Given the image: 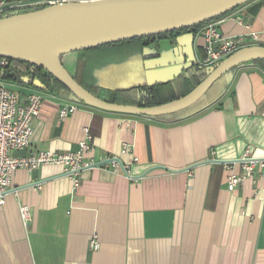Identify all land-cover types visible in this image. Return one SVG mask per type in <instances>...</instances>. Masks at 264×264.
<instances>
[{
	"label": "crops",
	"instance_id": "0c3cea01",
	"mask_svg": "<svg viewBox=\"0 0 264 264\" xmlns=\"http://www.w3.org/2000/svg\"><path fill=\"white\" fill-rule=\"evenodd\" d=\"M213 22L226 37L256 32L259 40L249 44L264 46V0ZM202 43L197 32L198 62ZM156 46L149 48L160 53L157 57L119 61L115 86L169 82L177 98L191 91L197 76L193 66L175 56L171 39H159ZM84 55H61L78 80ZM94 77L88 75L85 84L104 87ZM1 84L16 88L21 97L43 96L30 145L14 156L77 150L89 127L93 140L84 159L94 167L79 172L76 190L59 165L15 171L13 187L0 204V264H264V168L255 181L229 190L227 177L243 173L241 163L228 168L225 162H209L238 160L246 149L264 159V60L229 71L191 107L155 117L80 103L61 121L58 110L73 97L19 82L0 79ZM99 93L111 98L108 90ZM123 142L133 144L138 161L121 154ZM110 156L130 163L131 177L107 163ZM21 206L29 209L26 220ZM93 236L98 250L89 245Z\"/></svg>",
	"mask_w": 264,
	"mask_h": 264
},
{
	"label": "water",
	"instance_id": "95a60500",
	"mask_svg": "<svg viewBox=\"0 0 264 264\" xmlns=\"http://www.w3.org/2000/svg\"><path fill=\"white\" fill-rule=\"evenodd\" d=\"M252 0H69L0 18V58L20 59L43 69L73 94L75 101L106 111L138 116L176 113L199 101L220 77L254 60H264L263 45L236 50L210 68L187 94L154 106L118 104L95 96L67 70L61 55L137 37L158 35L212 20ZM197 33H181L174 54L181 63L200 65L195 54ZM145 47L143 58L159 56ZM3 70L0 67V78ZM25 85L45 90L40 79L23 76ZM209 162H226L210 160Z\"/></svg>",
	"mask_w": 264,
	"mask_h": 264
},
{
	"label": "built area",
	"instance_id": "2783aa9c",
	"mask_svg": "<svg viewBox=\"0 0 264 264\" xmlns=\"http://www.w3.org/2000/svg\"><path fill=\"white\" fill-rule=\"evenodd\" d=\"M69 0H55L47 2L44 0H0V16L2 18L30 8H38L46 4L63 2ZM199 34L203 39L202 48L203 58L199 64L204 67H212L221 62L224 58L244 46L253 45L259 40V34L256 32H246L243 37H231L224 35L218 30L214 22H208L199 29ZM249 39L251 42H249ZM9 63L8 58H0V67ZM42 94L31 92L21 97L15 90L5 84L0 85V204L6 201V196L13 187V176L18 168H24L29 171L43 165H59L63 168L65 174L73 180V188L80 187L81 182L78 177L80 171L94 167L93 162L86 161L85 153L91 148L93 136L90 128H84V139L79 143V148L74 151L59 153L52 151H40L31 156L17 157L12 154L13 151L24 150L30 145V138L33 134V119L39 114L43 105ZM74 98V97H73ZM79 102L72 101L61 106L58 117L61 121L67 119L79 108ZM134 146L130 142H123L121 154L131 156L133 161H138L134 154ZM113 166L122 167L131 177L130 163L124 164L117 157H108V162ZM241 163L243 173L230 172L227 177L229 190L236 189L243 184L245 180L255 181L257 170L264 168V159L256 157L250 149H246L242 157L238 160L225 162L229 168L232 164ZM22 217L29 218V209L27 206H21ZM90 247L93 250L100 248V243L96 236L91 237Z\"/></svg>",
	"mask_w": 264,
	"mask_h": 264
},
{
	"label": "trees",
	"instance_id": "16d2710c",
	"mask_svg": "<svg viewBox=\"0 0 264 264\" xmlns=\"http://www.w3.org/2000/svg\"><path fill=\"white\" fill-rule=\"evenodd\" d=\"M46 5H49V4H46ZM44 6H40L38 8H41ZM38 8H30V9H38ZM221 16H218L212 20H209L201 24H197L195 26H192L190 28H185L182 30L161 33L158 35L137 37V38H133L129 40H123L121 42L110 43V44H106V45H102L98 47L81 50L82 52H84L85 54L84 56L86 58L84 76L87 78L88 75L95 74V73H92V70L90 72H87L86 68L89 67L90 69L91 65L94 66L97 64H101L102 61L104 60L107 61L109 59L111 60L118 59L117 61L114 62L115 66H113L115 68V71L116 70L118 71L119 61L126 60L129 58H134V59L143 58L142 53H144V48L152 47V46L157 47L156 45L158 44L159 39L161 40L163 38H169L171 40H174V38H176L181 33L188 32V31H193L197 33L204 24L211 22V21L213 22V20ZM8 60H9V63L6 66L1 67V69L3 70V77L0 79L4 81H8V82H19L23 84L22 82L23 76H30L34 79H40L41 82L45 85V90L39 89L41 91L53 93L59 97L67 98V99L73 96V94L70 92L68 88H66L60 81H58L51 74L44 71L43 69L38 68L34 66L33 64L27 61H24V60L10 59V58H8ZM209 70L210 69L206 67L200 68L199 65L193 66L192 72L197 75L196 78H194L195 86L198 85L207 76ZM105 76L100 75L98 72V75L96 77L98 79H103ZM108 77L110 76L107 75V78ZM79 81L85 88H87L90 92L95 94V96L101 97L99 96L100 95L99 92L101 89H104V87H101L98 84H95V85L88 84L87 85L85 84L84 79L79 80ZM30 86H33L34 88L38 89L34 85H30ZM103 86H106V84L103 83ZM171 89H172V86L169 84V82L155 83L150 86L146 84H137V85H132L126 88L115 87L113 89L108 90L111 92V98L105 99V100L115 102L118 104H125V105L130 104V105H137V106H142V107L154 106V105H160L162 103H166L168 101L176 99L177 97H175L174 95H171V92H172Z\"/></svg>",
	"mask_w": 264,
	"mask_h": 264
},
{
	"label": "rangeland",
	"instance_id": "374dc122",
	"mask_svg": "<svg viewBox=\"0 0 264 264\" xmlns=\"http://www.w3.org/2000/svg\"><path fill=\"white\" fill-rule=\"evenodd\" d=\"M118 59H114V60H107V61H102L101 64H97V65H91V68L89 69L86 68L87 72H90L92 70V73H95L94 74V78L95 80L97 81H101L102 83L106 84V86H104V89L105 90H109V89H113L115 88V79L113 77V72H115V68L113 66H115V61H117ZM219 64V63H217ZM214 67V66H212ZM85 68V67H84ZM84 68H80L79 71L76 73L77 75H79L80 79H84L86 80V77L84 76V72H85V69ZM208 69H210V67H206ZM98 72L100 75L102 76H105L106 74H109L110 78H107V75L103 78V79H98L96 76L98 75ZM137 85V84H136ZM11 89L17 91L16 88L14 87H11Z\"/></svg>",
	"mask_w": 264,
	"mask_h": 264
}]
</instances>
